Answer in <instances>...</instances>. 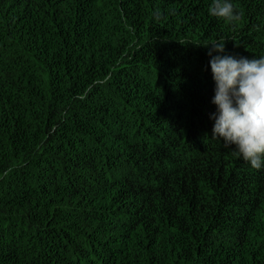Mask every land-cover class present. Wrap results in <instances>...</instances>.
<instances>
[{"label": "trees", "instance_id": "16d2710c", "mask_svg": "<svg viewBox=\"0 0 264 264\" xmlns=\"http://www.w3.org/2000/svg\"><path fill=\"white\" fill-rule=\"evenodd\" d=\"M211 3L0 0V264H264L204 46L264 57V0Z\"/></svg>", "mask_w": 264, "mask_h": 264}, {"label": "clouds", "instance_id": "9594fccd", "mask_svg": "<svg viewBox=\"0 0 264 264\" xmlns=\"http://www.w3.org/2000/svg\"><path fill=\"white\" fill-rule=\"evenodd\" d=\"M211 16L236 19L238 15L228 0H212L208 8ZM225 39L212 42L209 51L215 95L212 103L216 112L212 136L236 149L257 170L264 168V57L236 58L231 55H212L224 52Z\"/></svg>", "mask_w": 264, "mask_h": 264}]
</instances>
